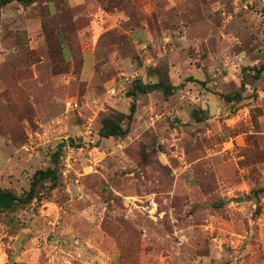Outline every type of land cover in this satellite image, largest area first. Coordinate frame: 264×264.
<instances>
[{
  "label": "rangeland",
  "instance_id": "obj_1",
  "mask_svg": "<svg viewBox=\"0 0 264 264\" xmlns=\"http://www.w3.org/2000/svg\"><path fill=\"white\" fill-rule=\"evenodd\" d=\"M48 168L0 210V264H264V0L3 7V187Z\"/></svg>",
  "mask_w": 264,
  "mask_h": 264
},
{
  "label": "trees",
  "instance_id": "obj_2",
  "mask_svg": "<svg viewBox=\"0 0 264 264\" xmlns=\"http://www.w3.org/2000/svg\"><path fill=\"white\" fill-rule=\"evenodd\" d=\"M15 1L21 2L25 5H31L37 0H0V11L3 7ZM157 90L163 91L165 95L169 96L170 94H173L175 87H173L172 85H166L162 82L156 84H144L143 82L138 81L134 86V89L131 91V94L132 96L136 97L138 94L151 93ZM134 106L135 105L132 106L133 109ZM102 124V129L100 131L101 137L108 138L124 136L127 133V130L123 129L120 122L114 119L106 118L103 120ZM59 154L60 149L57 153H54L52 157L54 163H56V161L59 159ZM44 181H50L52 183V186L57 185L58 177L53 168L39 170L35 173L33 177L32 188L30 192L27 193L26 198L20 197L12 191L5 189L2 184V186H0V210H11L18 204V202L28 203L32 201L35 196V186Z\"/></svg>",
  "mask_w": 264,
  "mask_h": 264
},
{
  "label": "built area",
  "instance_id": "obj_3",
  "mask_svg": "<svg viewBox=\"0 0 264 264\" xmlns=\"http://www.w3.org/2000/svg\"><path fill=\"white\" fill-rule=\"evenodd\" d=\"M79 105L77 102H73V101H68L66 103V109L68 112H72L76 109H78ZM3 184V179H2V176L0 175V186H2Z\"/></svg>",
  "mask_w": 264,
  "mask_h": 264
}]
</instances>
